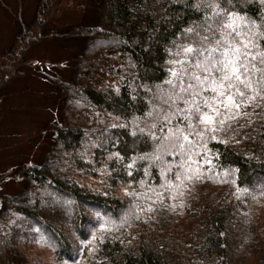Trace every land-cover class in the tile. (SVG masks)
<instances>
[{"label": "trees", "instance_id": "obj_1", "mask_svg": "<svg viewBox=\"0 0 264 264\" xmlns=\"http://www.w3.org/2000/svg\"><path fill=\"white\" fill-rule=\"evenodd\" d=\"M199 1L99 0L93 20L54 31L82 49L43 157L16 165L22 187L0 194V264H264V0ZM60 2L21 21L0 105ZM233 40L258 47L251 88L233 81L244 96L225 110L195 77ZM205 100L220 112L207 126Z\"/></svg>", "mask_w": 264, "mask_h": 264}, {"label": "rangeland", "instance_id": "obj_2", "mask_svg": "<svg viewBox=\"0 0 264 264\" xmlns=\"http://www.w3.org/2000/svg\"><path fill=\"white\" fill-rule=\"evenodd\" d=\"M38 1L0 0V59L13 45L21 21L30 24L35 20ZM98 3L61 0L47 24L52 34L45 38L33 36L25 62L17 68L19 75L4 87L0 105V194H13L22 187L14 174L16 165L36 163L43 157L51 140L46 125L59 111L58 85L72 78L75 59L82 49L80 39L56 35L54 31L93 20ZM199 4L210 11L217 6L215 0H200ZM58 211L64 212L61 208Z\"/></svg>", "mask_w": 264, "mask_h": 264}, {"label": "snow or ice", "instance_id": "obj_3", "mask_svg": "<svg viewBox=\"0 0 264 264\" xmlns=\"http://www.w3.org/2000/svg\"><path fill=\"white\" fill-rule=\"evenodd\" d=\"M231 17V13L227 14ZM255 24V22H253ZM232 25H223V27L228 28ZM257 33H253L256 35ZM230 35V34H229ZM241 33L237 32L236 36L241 37ZM259 35L264 36V33H259ZM226 39V38H222ZM217 49L215 51H220V57L214 59L212 61V68L214 69L208 76H204L203 80H200V77H195L198 81L203 83L204 81H209V86L213 92L216 93V96L213 99L217 104L221 105L225 108V110H230L231 108H239L240 105L236 102L235 96H244V92L240 90L238 84L244 85L246 88H251V82L248 79L249 76V65L247 63L248 57L252 56L251 52L246 51L248 47L251 45L252 47H258V45H254L251 40L244 42L241 40L240 42L229 41L228 46H222L220 41H217ZM243 49V50H242ZM185 51H192V49H186ZM264 55V54H262ZM255 56H252V59H255ZM261 63H264V59L261 60ZM199 66V65H197ZM253 69H255V65H251ZM259 71L258 69H256ZM205 71H208L206 68ZM233 81L238 82L233 83ZM189 87H192L189 85ZM235 93V95L233 94ZM223 97V99H219ZM251 99V98H250ZM227 103H224V101ZM205 107H208L209 113H200L199 106L196 108V112L199 114V121L203 124L211 125L213 124L214 117H218L220 112L219 108H214L208 104V102L204 101ZM224 121H220L223 123ZM191 125H189L190 127ZM179 131V130H178ZM187 139V137H185ZM179 177H177L178 179Z\"/></svg>", "mask_w": 264, "mask_h": 264}]
</instances>
